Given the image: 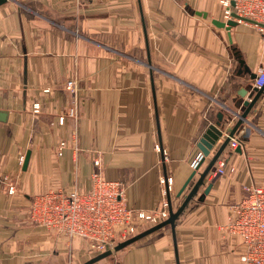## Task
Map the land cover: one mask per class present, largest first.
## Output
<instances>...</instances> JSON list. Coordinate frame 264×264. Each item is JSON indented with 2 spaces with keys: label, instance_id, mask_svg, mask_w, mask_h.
Listing matches in <instances>:
<instances>
[{
  "label": "crops",
  "instance_id": "obj_1",
  "mask_svg": "<svg viewBox=\"0 0 264 264\" xmlns=\"http://www.w3.org/2000/svg\"><path fill=\"white\" fill-rule=\"evenodd\" d=\"M214 19H224L220 0L0 5V264L91 258L87 242L38 225L28 206L50 189L88 190L95 160L107 179L127 186L130 207L162 208L166 173L172 205H181L250 100V72L264 68L262 30L247 21L227 30ZM75 101L78 117L59 123ZM220 114L222 136L178 196L202 134ZM234 137L238 146L219 157L226 173L206 177L176 220L175 238L170 226L160 228L117 251L115 264H239L243 244L224 225L246 186L264 183V94ZM61 140L68 143L60 156Z\"/></svg>",
  "mask_w": 264,
  "mask_h": 264
},
{
  "label": "built area",
  "instance_id": "obj_2",
  "mask_svg": "<svg viewBox=\"0 0 264 264\" xmlns=\"http://www.w3.org/2000/svg\"><path fill=\"white\" fill-rule=\"evenodd\" d=\"M220 2L223 6V21L233 19L238 23L251 22L264 32V0ZM263 85L262 67L253 80V87L261 88ZM40 110L41 103L37 101L33 104V111L39 113ZM78 115L79 104L75 101L59 116V123L63 124L67 117L77 118ZM72 135L73 139H76V134ZM67 143L66 140L58 143L56 147L58 155L63 154ZM238 144V140L233 137L230 145L237 147ZM156 147L161 150L159 145ZM18 158L22 162L24 154H20ZM205 158L204 153L198 150L190 160L191 168L197 170L199 163ZM94 163L97 168L91 174V186L88 190L59 188L34 195L28 206L31 220L66 236L69 241L83 239L87 242L85 251L98 254L112 249L118 242L169 216L168 194L172 185L170 175H165L162 179L164 184L162 192L166 197L162 208L144 210L130 207L127 203V186L120 180L107 179L98 168L99 160H95ZM213 172L218 176L225 174L226 162L219 159ZM3 180H9V176L5 175ZM8 191L11 194L15 193L16 186L10 185ZM246 191L244 197L231 204V213L224 229L241 239L243 249L239 256V264H264V183L246 186Z\"/></svg>",
  "mask_w": 264,
  "mask_h": 264
},
{
  "label": "water",
  "instance_id": "obj_3",
  "mask_svg": "<svg viewBox=\"0 0 264 264\" xmlns=\"http://www.w3.org/2000/svg\"><path fill=\"white\" fill-rule=\"evenodd\" d=\"M9 0H0V5L6 3ZM197 13H200L199 11ZM234 16H237L236 14H233ZM248 21H252L247 19ZM213 24L219 27H224L227 30H231V28L235 25L238 24L236 20L230 19L228 21H223L219 19H214L212 20ZM256 73L250 72V77L254 80L256 78ZM254 92L250 95V100H245L242 105L245 106V108L242 110V112L237 113L238 120L235 122L232 128H230L227 132V136L224 139L223 142H221L220 146L217 148L214 156L212 157L211 161L209 164L206 166V168L203 171L198 172V178H196L195 182L192 184L190 187L189 192L184 196V199L181 203V205L174 209L172 205V198L171 194H168V203H169V216L162 220L161 222L140 231L139 233L131 236L130 238L118 242L112 249H107L103 252H100L96 254L95 256L89 258L85 262L81 264H94L102 259H105L109 256H111L114 252H117L126 246L136 242L137 240L143 238L144 236L160 229L165 226H170L172 228V232L175 238V227H176V220L178 217L181 215V213L184 211V209L187 207L188 203L191 201V199L197 194L198 189L200 188L201 185L204 184L206 177L210 174L211 171L215 169V164L218 161L219 157L221 156L222 152L224 149L230 144L231 139L235 136L238 128L246 121V118L253 108V106L256 104L258 99L264 94V85L261 88H253ZM231 113L236 114L235 110L229 109ZM5 113L0 112V120L5 119ZM220 119L217 123L209 124L208 128L205 130V132L202 134L198 146L200 150L204 153L205 156H208L210 154L211 149L214 147L216 144L217 140L222 136L223 130L220 128L222 125V122L224 121L223 119V114L219 115ZM230 118H228L229 120ZM237 150H241L240 147L237 148ZM29 159V153H27L26 158L24 160V168H26L27 163ZM204 160V159H203ZM203 160L199 163L197 169L200 167L202 164ZM167 175V173H166ZM197 175V170L195 169L191 175L189 176L188 180L185 182L184 187L181 189L179 192L178 196H181L184 190L187 188V186L193 181L194 177ZM218 175L215 176L214 180L216 179ZM212 187V182L209 183L205 189V193H208L209 190ZM176 243V241H175Z\"/></svg>",
  "mask_w": 264,
  "mask_h": 264
},
{
  "label": "rangeland",
  "instance_id": "obj_4",
  "mask_svg": "<svg viewBox=\"0 0 264 264\" xmlns=\"http://www.w3.org/2000/svg\"><path fill=\"white\" fill-rule=\"evenodd\" d=\"M89 255H91V257H93V256H95L96 254L94 253V254H92V252H89L88 251V257H89ZM70 257H69V259L66 261V264H77L79 261H77V262H75L74 261V255L73 254H70L69 255ZM76 256V255H75ZM114 255H112V256H110V257H107L106 259H102L101 261H99V262H97L96 264H106V262L108 263H110V261H111V263L113 262L114 264H115V262H116V259H114V257H113ZM87 257V258H88Z\"/></svg>",
  "mask_w": 264,
  "mask_h": 264
}]
</instances>
